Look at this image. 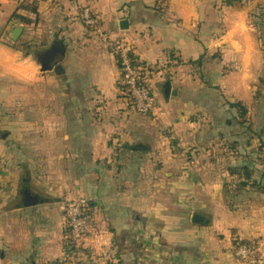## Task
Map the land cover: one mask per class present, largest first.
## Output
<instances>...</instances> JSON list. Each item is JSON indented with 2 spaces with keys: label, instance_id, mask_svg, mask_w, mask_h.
I'll list each match as a JSON object with an SVG mask.
<instances>
[{
  "label": "crops",
  "instance_id": "1",
  "mask_svg": "<svg viewBox=\"0 0 264 264\" xmlns=\"http://www.w3.org/2000/svg\"><path fill=\"white\" fill-rule=\"evenodd\" d=\"M254 6L46 0L33 12L30 0H0V264L66 260L60 205L79 197L94 233L88 253L65 264H243L234 241L264 249V50L249 23ZM84 9L129 40L162 104L158 118L136 112L119 89L116 61L82 25ZM121 20L125 31L114 27ZM243 167L250 183L237 175Z\"/></svg>",
  "mask_w": 264,
  "mask_h": 264
},
{
  "label": "built area",
  "instance_id": "2",
  "mask_svg": "<svg viewBox=\"0 0 264 264\" xmlns=\"http://www.w3.org/2000/svg\"><path fill=\"white\" fill-rule=\"evenodd\" d=\"M34 3L43 0H31ZM102 16L90 9H84L81 14L82 25L92 29L93 33L102 42L108 52L118 58L121 67L120 82L126 89V95L132 108L145 116L158 118L162 115V104L156 98L147 83V74L142 67L135 66L131 61L132 46L129 40L122 34L111 36L102 29ZM169 137L176 148L180 144L176 141L175 135L170 131ZM61 211L66 219L70 241L78 247H85L94 233L90 206L87 199L79 197L63 202L60 205ZM234 249V256L243 264H264V249L261 243L239 241ZM67 258V255H65Z\"/></svg>",
  "mask_w": 264,
  "mask_h": 264
},
{
  "label": "trees",
  "instance_id": "3",
  "mask_svg": "<svg viewBox=\"0 0 264 264\" xmlns=\"http://www.w3.org/2000/svg\"><path fill=\"white\" fill-rule=\"evenodd\" d=\"M43 1H46V0H43ZM30 3L33 7L32 11L35 12V9H36L35 6L37 5V3H34L31 0H30ZM222 3L226 6H231L234 4L246 5V4H250V3H255L254 8L249 12V23L254 28V30L256 32V38H257V41H258L260 48L262 50H264V3L258 2V0H222ZM14 17H19V16L14 15ZM20 19L24 20L23 18H20ZM101 25L103 26V20L101 21ZM89 30L92 31V29H89ZM130 56H131L130 58H131L132 64H134L135 66H138V67H144V63L139 62L134 57L133 52ZM114 59L116 61V65H117L118 71L120 73V78H121L120 61L118 58H114ZM202 60H203V57L201 59L196 60V61H189L185 64L197 67V66L201 65ZM200 79L203 81L202 76H200ZM206 83L208 84V82H206ZM118 87L126 95V89L121 84L120 80L118 82ZM229 106L231 108H234V109H240L239 117L244 116L245 111H243V107L239 103H230ZM233 174L236 175L237 173L234 172ZM237 175H239V178H242V180H243L242 182H244L243 184H245L246 182H249V183L251 182V176L252 175L246 167H243V172L241 174H237ZM89 205H90V203H89ZM242 242L247 243L248 241H242ZM250 242H252V241H250ZM253 242L256 243L255 241H253ZM239 243H240L239 241L233 242L234 249L239 245ZM63 252H64V254L67 255V258H66V260H63L62 262L59 261L57 264H65L66 261H69V257L77 255V254H86V253H88V250L85 247H78V246L73 245L70 241L68 230L66 229L65 230V237L63 240ZM110 264H118V262H111Z\"/></svg>",
  "mask_w": 264,
  "mask_h": 264
},
{
  "label": "water",
  "instance_id": "4",
  "mask_svg": "<svg viewBox=\"0 0 264 264\" xmlns=\"http://www.w3.org/2000/svg\"><path fill=\"white\" fill-rule=\"evenodd\" d=\"M114 27L118 30L125 31L129 27L128 20L116 21L114 23ZM20 33H21V28L12 29L10 32V38L12 39V41H16ZM192 222L193 223H202L203 217L199 214H194L192 216Z\"/></svg>",
  "mask_w": 264,
  "mask_h": 264
},
{
  "label": "rangeland",
  "instance_id": "5",
  "mask_svg": "<svg viewBox=\"0 0 264 264\" xmlns=\"http://www.w3.org/2000/svg\"><path fill=\"white\" fill-rule=\"evenodd\" d=\"M29 52H30V53H33L31 48H30Z\"/></svg>",
  "mask_w": 264,
  "mask_h": 264
}]
</instances>
